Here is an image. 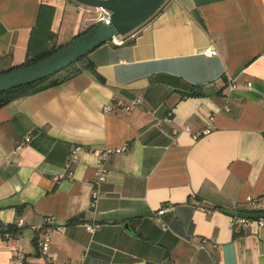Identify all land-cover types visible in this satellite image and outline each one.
Instances as JSON below:
<instances>
[{"label":"crops","instance_id":"obj_1","mask_svg":"<svg viewBox=\"0 0 264 264\" xmlns=\"http://www.w3.org/2000/svg\"><path fill=\"white\" fill-rule=\"evenodd\" d=\"M78 7L0 0V70L93 26L96 13ZM81 68L0 109V264H13L14 250L39 263L43 232L58 264H264V228L231 225L264 210V0H168ZM137 96L142 104L125 111ZM185 127L211 133L173 135ZM125 145L107 162L93 213L92 150ZM76 146L74 177L60 178Z\"/></svg>","mask_w":264,"mask_h":264},{"label":"water","instance_id":"obj_2","mask_svg":"<svg viewBox=\"0 0 264 264\" xmlns=\"http://www.w3.org/2000/svg\"><path fill=\"white\" fill-rule=\"evenodd\" d=\"M79 4L112 12L109 20L95 24L86 34L52 55L28 66L0 75V93L47 79L98 47L126 36L150 20L168 0H73Z\"/></svg>","mask_w":264,"mask_h":264},{"label":"built area","instance_id":"obj_3","mask_svg":"<svg viewBox=\"0 0 264 264\" xmlns=\"http://www.w3.org/2000/svg\"><path fill=\"white\" fill-rule=\"evenodd\" d=\"M79 11L82 13L85 12H91L94 11L96 13L94 19L92 20L94 22L93 25L105 22L110 19L112 12L109 10H105L102 8H92L88 7L82 4H79L78 7ZM207 54H214V51L209 50L206 52ZM231 89H234V85L230 87ZM143 102V98L141 96H137L133 100H131L128 104L124 106L125 111H130L133 107L141 105ZM103 111L105 113H116V109L112 104L105 105L103 108ZM172 114L169 113L167 117L164 120L157 121L155 123L156 127H160L162 123H169L171 121ZM187 132L190 133L194 140H198L201 137H204L211 133V128H207L200 132H192V130L189 127H185L182 130H174L173 135H178L180 132ZM26 142L30 141V138H26ZM83 150L82 147L76 146L73 147L67 160L66 168L69 171V173L65 175H61L60 178L68 177L73 178L74 173L72 172L73 166L78 162L81 151ZM127 150V146H123L120 148H98L92 150L93 155L95 156L97 160L96 165V177L92 182V193H91V210L93 213L96 212L99 201L101 197L103 196L102 191V185L107 181V175H108V168H107V162L111 158L112 155L117 153H122ZM264 198V195L262 196ZM261 199L260 198H248L247 202L249 203H258ZM169 211V208H161L158 212L159 215H164ZM45 225H50L53 227V231L55 233H62L64 228L63 226L59 225L57 223V220L54 216H49L45 219ZM19 226L24 225V220H19L18 224ZM231 225L233 228H236L237 226H240L242 230H245L247 228H264V216H260L258 218L253 217H245V216H237L234 215L231 217ZM100 227L99 224H89L87 225V230L90 233H94L98 228ZM51 240L52 235L48 232H43L37 239V245L39 248V254H40V260L37 264H58L50 254V247H51ZM13 264H25L23 259L21 258V253L19 250L13 251ZM67 264H79V263H67Z\"/></svg>","mask_w":264,"mask_h":264},{"label":"trees","instance_id":"obj_4","mask_svg":"<svg viewBox=\"0 0 264 264\" xmlns=\"http://www.w3.org/2000/svg\"><path fill=\"white\" fill-rule=\"evenodd\" d=\"M160 11H161V9L154 16H156ZM93 26L87 28L83 33L79 34L75 39L86 34ZM62 47L63 46H56L53 43V44H49V46H45V48L39 50L36 53H33L32 50L29 49L28 56H27L25 63L19 67L34 64V63L52 55L53 53L57 52ZM88 60H89V55L83 57L78 62L72 64L68 68L62 70L61 72H59V73H57V74H55V75H53L47 79H44L42 81L36 82L34 84H31V85H28L25 87H21V88H17L14 90H10L7 92L0 93V109L7 106L9 103L13 102L14 100H16V99H18V98H20V97H22L28 93L35 92V91L42 89L44 87H47L51 84L57 85V84L63 83L64 81H66L67 79L72 77L73 75L78 74L82 70L81 66L84 65ZM19 67H17V68H19ZM14 69L15 68L10 67V68L5 69V70H0V75L4 74L6 72L12 71ZM200 95H202L201 92H194L192 94H189L188 96H200ZM237 216L258 218L260 216H264V210H247V211L243 210L240 212V214H237ZM17 231H18V229H16L14 232H17Z\"/></svg>","mask_w":264,"mask_h":264}]
</instances>
